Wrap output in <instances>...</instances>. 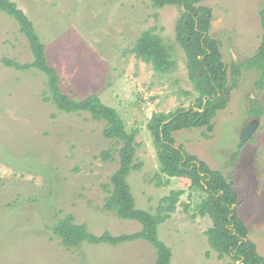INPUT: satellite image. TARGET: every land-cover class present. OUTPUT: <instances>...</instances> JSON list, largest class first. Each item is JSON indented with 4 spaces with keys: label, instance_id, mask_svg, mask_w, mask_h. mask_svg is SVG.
Listing matches in <instances>:
<instances>
[{
    "label": "rangeland",
    "instance_id": "374dc122",
    "mask_svg": "<svg viewBox=\"0 0 264 264\" xmlns=\"http://www.w3.org/2000/svg\"><path fill=\"white\" fill-rule=\"evenodd\" d=\"M13 1L46 44L63 90L77 99L97 93L120 112L128 130L139 128L136 161L143 166L128 177L137 207L154 212L171 190L185 191L178 210L158 230L172 249L171 264H231L230 256L218 257L205 234L213 225L197 209L205 193L186 178H172L168 185L155 179L160 166L146 131L149 119L155 112L189 108L198 96L186 52L176 39L180 6L158 9L151 0ZM202 4L211 9L209 33L219 40L228 66L254 55L262 42L264 0ZM151 27L175 49L177 64L168 72L156 71L132 51ZM3 58L25 63L33 55L16 20L0 11V264H156L157 251L144 239L68 248L52 231L69 213L98 235L132 233L142 226L103 209L109 194L103 185L119 167L120 147L104 136L106 122L89 112L60 111L45 100V74L9 67ZM257 78V71H242L211 129L185 128L173 136L177 147L233 180L238 212L264 258V89L256 87ZM257 108L263 109L260 117L253 114ZM256 118L259 123L243 144L241 133ZM105 150H112L108 160L102 157Z\"/></svg>",
    "mask_w": 264,
    "mask_h": 264
},
{
    "label": "trees",
    "instance_id": "16d2710c",
    "mask_svg": "<svg viewBox=\"0 0 264 264\" xmlns=\"http://www.w3.org/2000/svg\"><path fill=\"white\" fill-rule=\"evenodd\" d=\"M155 8L178 5L181 15L176 23V39L186 52L189 76L198 96L193 106L179 108L166 113L155 112L149 119L146 131L156 149L159 172L155 175L158 185H168L172 178H186L191 187H197L205 196L197 204L202 216H209L213 225L205 234L220 259L230 256L231 264H264L263 256L258 252L256 243L249 238V228L240 216L239 192L233 180H228L219 170L208 165L189 153L183 146H176L173 133L185 128H212L216 113L224 109L231 98L232 90L237 86L243 70H254L259 74L255 85L264 89V9L260 11L263 27L262 42L254 55L242 62H233L228 66L222 55L220 42L209 32L211 30V9L203 5L204 0H151ZM0 11L16 20L21 32L29 41L33 60L21 63L3 58L5 65L18 70H37L46 75L47 90L45 100L52 102L60 111L89 112L95 120L105 121L104 136L115 140L120 146L119 167L103 185L109 194L105 197L103 209L115 213L123 219L136 220L141 229L132 233L114 235L106 230L98 235L91 232L85 223H77L73 214H64L59 218L52 231L68 247H79L83 242L113 246L144 239L157 251L156 264H171L172 249L159 238V226L178 210L183 189H173L160 199L155 211L137 207L136 199L129 182L132 171L140 170L142 162L136 161L139 143V128L128 130L126 121L113 106L106 104L97 93L85 98H75L66 93L61 85L57 69L47 59L46 44L37 32L27 13L13 0H0ZM206 34V36H204ZM133 53L151 64L161 73L175 68L176 52L157 32L156 27L142 31ZM232 82L231 84L229 82ZM253 114L260 117L262 108L254 109ZM112 150L102 152L105 160L111 158ZM238 156L236 151L232 159ZM161 175L166 176L165 181Z\"/></svg>",
    "mask_w": 264,
    "mask_h": 264
},
{
    "label": "water",
    "instance_id": "95a60500",
    "mask_svg": "<svg viewBox=\"0 0 264 264\" xmlns=\"http://www.w3.org/2000/svg\"><path fill=\"white\" fill-rule=\"evenodd\" d=\"M206 36V35H205ZM259 123V120L256 119L254 121H251L242 131L241 137H242V143L244 144L254 133L257 125Z\"/></svg>",
    "mask_w": 264,
    "mask_h": 264
},
{
    "label": "flooded vegetation",
    "instance_id": "af4514ba",
    "mask_svg": "<svg viewBox=\"0 0 264 264\" xmlns=\"http://www.w3.org/2000/svg\"><path fill=\"white\" fill-rule=\"evenodd\" d=\"M256 119H257V118H256ZM256 119H255V120H256ZM258 120H259V119H258Z\"/></svg>",
    "mask_w": 264,
    "mask_h": 264
}]
</instances>
